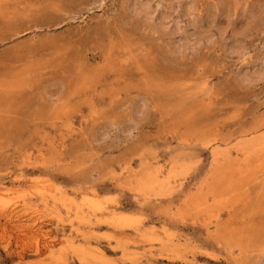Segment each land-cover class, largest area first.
I'll list each match as a JSON object with an SVG mask.
<instances>
[{
	"label": "rangeland",
	"instance_id": "374dc122",
	"mask_svg": "<svg viewBox=\"0 0 264 264\" xmlns=\"http://www.w3.org/2000/svg\"><path fill=\"white\" fill-rule=\"evenodd\" d=\"M262 61L264 0H0V264H264Z\"/></svg>",
	"mask_w": 264,
	"mask_h": 264
},
{
	"label": "bare ground",
	"instance_id": "6f19581e",
	"mask_svg": "<svg viewBox=\"0 0 264 264\" xmlns=\"http://www.w3.org/2000/svg\"><path fill=\"white\" fill-rule=\"evenodd\" d=\"M187 1V0H186ZM139 3V2H138ZM135 7V6H134ZM150 6H149V2H147V1H145V3L143 2V3H141V4H138V6L136 7V10H137V12H138V14L139 13H141V14H143V16H144V18H146V17H148L147 19H150L151 18V16L152 15H154V14H151L150 13V8H149ZM154 13V12H153ZM142 16V15H141ZM146 16V17H145ZM164 16V15H163ZM150 17V18H149ZM161 17V16H160ZM166 17V16H165ZM154 19V18H153ZM151 20H152V18H151ZM159 21H160V19H159ZM161 21H162V18H161ZM176 21V20H175ZM174 21V23H176ZM153 22V21H152ZM160 23V22H159ZM161 23H163V22H161ZM177 28H179L178 26H177ZM176 30V29H175ZM176 33H177V30L175 31ZM182 34H183V32H182ZM181 35V34H180ZM189 35V34H188ZM188 35H187V39L185 38L186 37V35H185V37H182V39H180L181 37L179 36V39L181 40V42H179V43H181L180 45L183 47L184 46V48L187 46L188 47V43H190V42H188L187 43V40H190V39H188L189 37H188ZM199 39V38H198ZM179 40V41H180ZM197 40V39H196ZM196 43V42H195ZM189 45H191V44H189ZM180 46V47H181ZM262 64H264V62L262 61ZM264 66V65H263ZM256 68V67H255ZM254 67H253V69H255ZM253 71V73L256 71H254V70H252ZM258 73H260V72H258ZM255 74H257V73H255ZM255 74H253V75H255ZM245 75V74H244ZM247 146V145H246ZM252 151H253V153H252ZM263 153L264 152V139L263 140H260V141H258V142H256V143H254V145L252 146V148H251V150H250V152H248V151H245V158H248V157H250V155H253V154H257V153ZM217 153V152H216ZM219 155H220V153H219ZM223 155H225L224 153H223ZM218 156V155H217ZM223 158H225L224 156H223ZM223 158L221 159L220 158V160L222 161L223 160ZM226 159V158H225ZM228 159V158H227ZM215 162H216V160H215ZM217 162H218V160H217ZM217 162H216V164H217ZM226 167V166H225ZM220 168H222V167H220ZM218 169V168H217ZM263 169V168H262ZM181 170V169H180ZM150 173L151 172H149V173H142V174H145V176L143 177V179H142V181H143V185L139 188L140 190H143V191H148V190H157V191H159V190H161L163 187H164V183L166 182V180H165V182L163 183V182H158V181H156L157 179H153L154 177L152 176V175H150ZM156 173V172H155ZM222 173H223V170H222ZM240 173V172H239ZM158 174V173H157ZM157 174H155L156 175V177H157ZM175 174V173H174ZM225 175H226V173H225ZM151 176V178H148V177H150ZM155 177V178H156ZM159 178V177H158ZM167 179V178H166ZM224 179V178H223ZM158 180H160V178L158 179ZM162 180H164L163 178H162ZM219 180V179H218ZM168 183V182H167ZM141 184V183H140ZM166 186V185H165ZM138 189V188H137ZM141 192V191H140ZM145 193V192H144ZM160 193V192H159ZM158 193V194H159ZM121 218V217H120ZM119 218V220L120 221H123L124 219H120Z\"/></svg>",
	"mask_w": 264,
	"mask_h": 264
}]
</instances>
